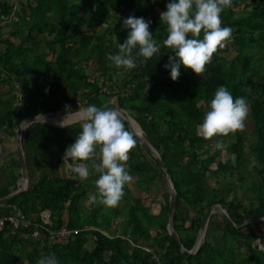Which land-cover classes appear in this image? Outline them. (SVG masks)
<instances>
[{"label":"trees","instance_id":"obj_1","mask_svg":"<svg viewBox=\"0 0 264 264\" xmlns=\"http://www.w3.org/2000/svg\"><path fill=\"white\" fill-rule=\"evenodd\" d=\"M169 2L0 0V22L10 13L15 20L14 29L0 37V131L13 135L22 118L66 110L65 105L71 109L93 104L122 108L145 133L167 169L176 192L172 225L180 244L188 250L203 215L213 204L225 209L235 224L245 219L234 211L247 219L264 218V0H232L231 7L221 13V26L232 29V38L214 53L202 77L181 65L177 81L170 78V68H165L174 53L163 44L167 31L160 21ZM240 4V9H235ZM129 16L151 21L149 31L160 51L146 64L138 61L135 69L125 70L111 65L107 56L117 54L126 40L128 29L123 21ZM116 70L121 72L119 79ZM220 86L234 99L247 100L252 123L250 140L244 131L237 132L223 149H218L216 142L227 137L206 140L196 135L208 102ZM15 93L26 104L16 112ZM111 96L113 102L107 100ZM201 99L206 103L198 107ZM48 123H31L21 131L28 184L4 206L13 208L11 215L17 212L33 223L39 222L42 210H48L47 228L64 226L76 232L50 241L42 230L33 237L31 229L11 233L4 225L0 229V264H37L49 255H54L58 264H157L151 253L161 264H264V251L251 246L264 237V221L251 220L235 228L220 218L214 220L216 214L210 216L195 253H180L165 230L166 190L160 194L157 213L149 212L157 182H165L164 174L136 137L127 170L138 176L134 182L138 193L131 196L125 185L117 207L106 209L89 201L85 208L80 198L96 192L98 178L89 172L86 180L73 179L68 169L64 173L61 168L57 174L46 163L51 156L49 147L54 146L57 153L66 150L75 142L81 125L62 128ZM222 154L228 157L224 161ZM30 162L41 169L37 176ZM250 162L253 177L241 195L247 200L245 206L205 182L214 165L223 174L234 176L241 186V173ZM17 169V160L8 155L0 166V197L14 191ZM122 212L124 223L118 233L114 219ZM236 247L245 251L236 252Z\"/></svg>","mask_w":264,"mask_h":264},{"label":"clouds","instance_id":"obj_2","mask_svg":"<svg viewBox=\"0 0 264 264\" xmlns=\"http://www.w3.org/2000/svg\"><path fill=\"white\" fill-rule=\"evenodd\" d=\"M231 5L232 0H170L167 3L166 11L160 13V21L166 25L167 31L163 44L174 53L165 65V68H170L173 81L179 79L181 65L202 77L214 53L224 48L232 38V29L221 26V13ZM150 24V20L135 16L123 21L128 29L127 38L119 45L117 54L107 56L111 65L132 70L137 67L138 61L146 64L154 54L159 53L160 45L149 31ZM202 31L203 38L200 39ZM205 103L204 99L199 100L198 107ZM65 109L66 115L57 122L58 125L70 128L73 123H79L81 130L75 142L67 147L63 163L67 164L73 179L83 181L89 176L85 162L91 161L99 178L95 181L96 192L88 196L89 201L106 209L117 207L125 195V185L132 181L127 161L136 146L133 133L125 128L121 113L107 104L102 107L94 104L79 107L75 112L69 105H65ZM248 113L244 97L234 99L225 86H220L208 102V110L203 122L196 127V135L207 140L243 132ZM216 147L223 149L224 142L218 140ZM37 264H58V261L54 255H49L42 256Z\"/></svg>","mask_w":264,"mask_h":264},{"label":"water","instance_id":"obj_3","mask_svg":"<svg viewBox=\"0 0 264 264\" xmlns=\"http://www.w3.org/2000/svg\"><path fill=\"white\" fill-rule=\"evenodd\" d=\"M112 108L117 109L121 113V115L124 117V122L126 124L127 130H129L133 133L134 137H136V139H137L138 144L149 154V156L154 160V162L159 166V168L161 169V171L164 174L166 185H167V218H166V223H165V230H166L167 234L169 235V237L177 245L180 253H184L187 255L195 253V251L197 250V248L199 247V245L201 244V242L203 240L208 220L212 214H216L224 222L228 223L229 225H231L235 228L240 227L241 225H243V224H245L251 220H253V221H255V220L256 221L257 220L264 221V218L260 217V218H256V219H246V220H243L242 222H240L238 224H235L229 218L225 209H223L219 204H213L206 210L205 214L203 215V217L200 221V225L196 231L194 241H193L191 248L188 250L183 248L182 245L180 244V241H179L178 236H177V234L173 228L172 221H171L172 212L174 209V201H175L176 192H175L174 186L172 184L171 178L167 172V169L165 168L158 152L151 145V143L148 140L145 133L135 123V121L126 113V111H124L122 108H120L118 106H114ZM78 109L79 108L72 109V111L75 112ZM44 114H60V115L64 116V115H66V110H55V111L45 112V113L37 114L34 116L24 117L20 120V122L18 123L17 127L14 130V147H15L16 159L18 162V175H19L18 186H17V188L14 189V191L0 197V207L4 206L11 198L17 196L20 192H22L23 190H25L27 188L28 174H27V170H26L24 154H23L22 147H21L20 135H21V131L31 123H35V122L48 123V121H44V120H41L39 118V117L43 116ZM130 122L138 127L139 132H135L132 130ZM52 125H54L56 127H60L59 125H55V124H52ZM22 179L24 180L23 183L21 182ZM255 244H256V246H255L256 249L264 251V237L261 239L255 240Z\"/></svg>","mask_w":264,"mask_h":264},{"label":"rangeland","instance_id":"obj_4","mask_svg":"<svg viewBox=\"0 0 264 264\" xmlns=\"http://www.w3.org/2000/svg\"><path fill=\"white\" fill-rule=\"evenodd\" d=\"M14 5L16 7H18V4H17V1H14ZM242 4L239 5L238 8H235L237 10L240 9V6ZM111 18L108 17V20H110ZM14 18L13 16H11V18L9 20H5V18H3V21L0 22V37H4L8 31L10 29H14ZM11 40L13 42H16L17 39L16 37H11ZM264 63V59L262 60ZM116 74L115 76H117V78L119 79L121 77V72L120 70H116L115 71ZM102 79V78H101ZM99 82H101L100 79H98ZM15 87H17V85L15 84ZM116 90H119V87H116ZM16 94L18 93H15L14 95L16 96ZM107 100L109 102H113L114 101V96H111V97H108ZM21 102L24 103V101L20 100ZM26 105V104H25ZM71 108V107H70ZM72 110V109H71ZM63 119V118H62ZM61 119L57 118L56 119V123L58 121H60ZM251 127H252V123H251V120L250 118L248 117L247 120H246V128L244 130V133H245V136H246V140H250L252 138V135L250 134V130H251ZM233 135V134H230L227 138H223V139H218V140H222L224 142V145H227L230 143L231 139L230 136ZM247 144H245V147H244V152L247 153L248 149L246 147ZM49 150L51 152V155L54 157V156H57L58 153L55 149L54 146H50L49 147ZM143 152V151H142ZM15 157V155H14ZM49 158V157H48ZM48 158L46 160V163L47 165L49 166L48 164ZM226 158H228L225 154H222L221 155V161H224ZM231 158V156L229 157ZM251 160V158H250ZM97 163L99 161H96ZM88 164V168H89V172L91 175H94L95 177L99 178V174L95 172L94 168L92 167V162L91 161H88V162H85ZM253 162H250L249 165L246 166V170H244L241 175L243 176V181H242V184L240 186V183L234 178V176H229L228 174H223L224 172L223 171H218L216 169H214V165H211V168H212V172H207L206 173V176H205V182L206 184H208L209 186L211 187H219L220 188V193L225 197H228L229 199L235 201V200H238L240 199L241 202H242V205H247V200L246 198H241V195H243V193H245V190L243 191V189H247L248 188V184H249V179H251L253 177V173H250V169H251V166H252ZM64 165H61L60 169L63 168ZM67 167V166H66ZM58 167H55L54 169L52 168V172H55V173H59V170H60ZM138 176H132V181L127 184L126 186L130 187V195L131 196H134L138 193V189H135L134 188V182H135V179L137 178ZM164 181H165V177H164ZM163 190H166L167 192V185H166V181L164 182V184H162L161 181H158L157 184H156V188H155V197L152 201V203H150V207H149V212L152 213V214H156L157 213V210H158V205L161 203L162 201V197H161V192H163ZM144 203H147V199L144 198L143 199ZM80 203L86 208L88 207V204H89V199L87 196H84V197H81L80 198ZM121 201L119 202L118 205H120ZM246 208L244 207L242 209V211H244ZM235 216L241 218V219H247V216L241 212H237V211H234L233 212ZM219 216H215L214 220L218 221L219 220ZM114 223H116V228H114V230L116 232H120L122 231V229H120L122 226H123V223H124V212L120 213V215L117 216V218L114 219ZM252 247H255L256 244H255V241L252 242L251 244ZM244 252L245 250L243 248H237L236 247V252ZM148 252H150V250H148ZM152 256V255H151ZM152 258V257H151Z\"/></svg>","mask_w":264,"mask_h":264},{"label":"built area","instance_id":"obj_5","mask_svg":"<svg viewBox=\"0 0 264 264\" xmlns=\"http://www.w3.org/2000/svg\"><path fill=\"white\" fill-rule=\"evenodd\" d=\"M11 18V13L7 17V20ZM14 111H20L25 107V103L21 102L19 99V94H16V100L13 103ZM49 224V211L42 210L39 213V222L33 223L31 220L24 218L19 213L15 212L14 214H2L0 215V229L7 225L10 232L13 233L17 229H31V236H36L39 230H42L44 235L50 240L53 241L55 239H65L72 233H75V230H70L65 228L64 226L59 227L58 229H50L47 228L46 225ZM145 251L148 249L143 248ZM151 257L157 262V264H161L158 262L156 256L151 253Z\"/></svg>","mask_w":264,"mask_h":264},{"label":"crops","instance_id":"obj_6","mask_svg":"<svg viewBox=\"0 0 264 264\" xmlns=\"http://www.w3.org/2000/svg\"><path fill=\"white\" fill-rule=\"evenodd\" d=\"M54 124L58 125V123H54ZM65 151L66 150H64L61 153H58V155L54 156V157L51 155L48 158V164H49L48 168L49 169L50 168L54 169L55 167H58L60 169L61 165H64L62 170L64 171V173L67 171V169H68V167H66L67 164L63 163L64 162L63 157L65 155ZM10 154H12V157L16 159L15 147H14V133H13V135L6 134V132H4L2 130V131H0V166L6 162L7 157ZM14 155H15V157H14ZM57 158L59 159V164L55 165ZM29 164H30L29 167L33 170V173L35 174V176H37L40 173L41 169L39 167H36L34 165V163H32V162H30ZM26 170H27V167H26ZM17 171H18V169H17ZM27 174H28V170H27ZM18 178H19V175L15 181V188H17V186H18ZM10 188H12V187H10ZM2 207L3 208L0 210V215L11 214L13 208H10L9 206H2ZM253 248H255V247H253Z\"/></svg>","mask_w":264,"mask_h":264},{"label":"bare ground","instance_id":"obj_7","mask_svg":"<svg viewBox=\"0 0 264 264\" xmlns=\"http://www.w3.org/2000/svg\"><path fill=\"white\" fill-rule=\"evenodd\" d=\"M65 116V115H64ZM64 116L60 115V114H44L43 116L39 117L41 120H44V121H51L53 123H56V119L59 118V119H62ZM130 125L132 127V130L135 131V132H139V129L137 126H135L134 124H132L130 122ZM22 183L24 182V180L22 179L21 181Z\"/></svg>","mask_w":264,"mask_h":264}]
</instances>
